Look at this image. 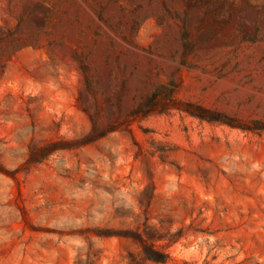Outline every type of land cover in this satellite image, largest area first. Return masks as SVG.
I'll return each instance as SVG.
<instances>
[{
  "label": "rangeland",
  "instance_id": "rangeland-1",
  "mask_svg": "<svg viewBox=\"0 0 264 264\" xmlns=\"http://www.w3.org/2000/svg\"><path fill=\"white\" fill-rule=\"evenodd\" d=\"M0 264H264V0H0Z\"/></svg>",
  "mask_w": 264,
  "mask_h": 264
},
{
  "label": "trees",
  "instance_id": "trees-1",
  "mask_svg": "<svg viewBox=\"0 0 264 264\" xmlns=\"http://www.w3.org/2000/svg\"><path fill=\"white\" fill-rule=\"evenodd\" d=\"M182 30H183V31H182L183 37L185 38V37L187 36V33H188V31H187L186 28H185V20L183 21ZM185 46H186V48H187V47L190 46V44L186 41ZM155 96H156L155 93H152L150 96L147 97L146 102H147L148 104H146L144 110H142V114H143V115H146V114H148L150 111H152V109H153V108H152V107H153V103L156 101V100H155V98H156ZM199 109H201V111H206L204 108H200V107H199ZM195 115L198 116V117H200V118H202V119H207V120H216V119H217V118H213V117L205 116V115H203V114H195Z\"/></svg>",
  "mask_w": 264,
  "mask_h": 264
}]
</instances>
